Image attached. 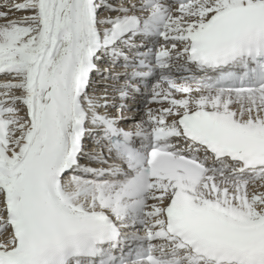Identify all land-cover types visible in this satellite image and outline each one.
I'll list each match as a JSON object with an SVG mask.
<instances>
[{
	"label": "snow or ice",
	"instance_id": "6c2138e0",
	"mask_svg": "<svg viewBox=\"0 0 264 264\" xmlns=\"http://www.w3.org/2000/svg\"><path fill=\"white\" fill-rule=\"evenodd\" d=\"M0 264H264V0H4Z\"/></svg>",
	"mask_w": 264,
	"mask_h": 264
},
{
	"label": "rangeland",
	"instance_id": "374dc122",
	"mask_svg": "<svg viewBox=\"0 0 264 264\" xmlns=\"http://www.w3.org/2000/svg\"><path fill=\"white\" fill-rule=\"evenodd\" d=\"M3 2H0V4H2ZM94 79H96L95 76H94ZM148 91H150V89L146 90L143 95L134 96L132 98H129V100H127V101H132V103H134V105H130V106L128 105L130 109L129 111L132 110L133 114L128 115L127 112L125 113L128 123L131 124L133 121L139 120L141 116L144 114L147 107L154 108L153 104L155 102H152L150 98L148 97L147 95Z\"/></svg>",
	"mask_w": 264,
	"mask_h": 264
},
{
	"label": "bare ground",
	"instance_id": "6f19581e",
	"mask_svg": "<svg viewBox=\"0 0 264 264\" xmlns=\"http://www.w3.org/2000/svg\"><path fill=\"white\" fill-rule=\"evenodd\" d=\"M4 0H0V2H3ZM122 70V69H121ZM96 78V80H98L99 81V77H95ZM97 92H98V94H100V93H102L103 92V82H100V83H98L97 84ZM129 100V99H128ZM126 103L130 106V105H134V103H132V101H126ZM154 105V108H156V107H159V104L158 103H154L153 104ZM135 113V112H134ZM127 114L128 115H130V114H133L132 113V110L131 111H127ZM126 125V126H125ZM131 125H132V123L130 124V123H127V124H122L121 126L122 127H125V128H129V127H131ZM90 143V142H89ZM133 247H134V245H133ZM128 249L127 248H125V251H127Z\"/></svg>",
	"mask_w": 264,
	"mask_h": 264
}]
</instances>
